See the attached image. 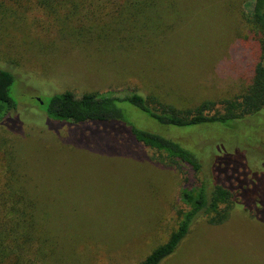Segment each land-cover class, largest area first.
Instances as JSON below:
<instances>
[{"label": "rangeland", "instance_id": "1", "mask_svg": "<svg viewBox=\"0 0 264 264\" xmlns=\"http://www.w3.org/2000/svg\"><path fill=\"white\" fill-rule=\"evenodd\" d=\"M173 1L153 30L111 23L98 8L69 19L36 0H0V72L13 75L16 103L0 116V172L13 171L38 206L58 264H140L177 230L187 210L182 190L225 182L243 161L249 189L264 201V109L172 128L118 103L125 123L196 154L199 173L137 143L126 125L49 116L51 99L67 91H137L180 110L246 94L261 61L249 23L256 0ZM162 264H264V223L238 205L220 225L201 217Z\"/></svg>", "mask_w": 264, "mask_h": 264}, {"label": "trees", "instance_id": "2", "mask_svg": "<svg viewBox=\"0 0 264 264\" xmlns=\"http://www.w3.org/2000/svg\"><path fill=\"white\" fill-rule=\"evenodd\" d=\"M173 5V0H36V6L49 14L66 11L69 19L86 18L89 13L96 15L94 9L98 8L99 14L113 16L111 23L116 25L134 24L135 27L153 30L161 24L158 19L163 16L160 14L164 10L173 11ZM249 23L258 35L261 61L255 67L252 86L242 96L219 103L208 101L194 109L180 110L162 102L155 95L144 96L137 91L117 93L109 90L81 96L67 91L51 99L49 116L57 121L75 124L96 122L126 125L137 143L166 153L173 161L184 162L193 172L199 173L202 166L196 154L177 141L125 123L118 103L129 102L160 125L172 128L225 124L257 115L264 109V0H256ZM13 82L11 73L0 72L1 117L16 108L11 97ZM243 167L246 168L244 161L234 166L238 171L230 179L225 176V182L220 177L214 184L203 180L198 185L184 188L182 200L187 210L182 214L177 230L140 264H162L177 252L198 219L205 217L209 224L220 225L227 220L234 205L243 207L250 216L263 224L264 217L260 213L264 211V201L249 189L251 179ZM212 169L219 175L215 168ZM18 180L19 177L13 171L0 172V264H58L51 241L43 237L39 208L24 192L21 184L17 185Z\"/></svg>", "mask_w": 264, "mask_h": 264}]
</instances>
